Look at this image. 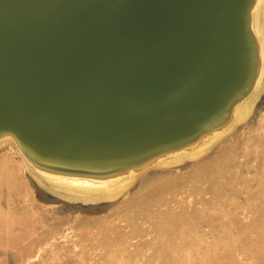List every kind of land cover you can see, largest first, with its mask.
Here are the masks:
<instances>
[{"label":"water","instance_id":"1","mask_svg":"<svg viewBox=\"0 0 264 264\" xmlns=\"http://www.w3.org/2000/svg\"><path fill=\"white\" fill-rule=\"evenodd\" d=\"M246 0H0V130L88 164L205 130L242 92Z\"/></svg>","mask_w":264,"mask_h":264},{"label":"rangeland","instance_id":"2","mask_svg":"<svg viewBox=\"0 0 264 264\" xmlns=\"http://www.w3.org/2000/svg\"><path fill=\"white\" fill-rule=\"evenodd\" d=\"M203 141L129 181L0 144V264H264L263 73Z\"/></svg>","mask_w":264,"mask_h":264},{"label":"bare ground","instance_id":"3","mask_svg":"<svg viewBox=\"0 0 264 264\" xmlns=\"http://www.w3.org/2000/svg\"><path fill=\"white\" fill-rule=\"evenodd\" d=\"M262 1V2H261ZM256 2L257 20L253 17V7ZM264 15V0H246V28L250 41L252 57L250 62L249 78L246 85L236 99L226 108L220 109L214 116L210 126L199 134L169 147L158 149L147 155H139L132 158L116 159L105 161L106 163L88 164V162H78L69 158H57L42 153L37 147L8 130H0V144L9 143L11 146L18 147L25 160L32 162L40 171L49 175L59 177H75L73 179H96V180H114L120 175H126V180H132L136 176L144 173L148 169L163 164L168 155L174 151L197 147L199 143L204 142L205 135L221 125L229 116L231 109L239 103L248 93L252 84L258 77L264 74V23L261 21ZM81 178V179H82ZM125 181V180H124Z\"/></svg>","mask_w":264,"mask_h":264}]
</instances>
